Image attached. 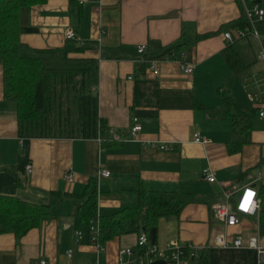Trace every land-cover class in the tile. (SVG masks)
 Instances as JSON below:
<instances>
[{"label": "crops", "instance_id": "1", "mask_svg": "<svg viewBox=\"0 0 264 264\" xmlns=\"http://www.w3.org/2000/svg\"><path fill=\"white\" fill-rule=\"evenodd\" d=\"M255 2L264 5V0ZM243 13L242 0H46L22 9L20 39L31 47L62 46L69 27L81 41L96 44L85 54L98 59L99 116L122 138L137 117V140L20 137L16 106L3 97L0 61V195L47 205L53 192L75 194L96 185L97 216H102L134 204L130 187L137 181L152 191L193 193L205 200L184 206L178 216L161 218L147 234L149 242L160 247L174 239L193 243L206 251L208 264H249L248 257L238 256L243 252L257 264L252 248L211 245L221 228L212 205L225 200L223 191L247 184L258 191L264 185V63L257 61L253 48L256 43L257 51L258 41L248 37L234 43L245 64L236 74L222 55L228 46L223 32L238 28L229 24ZM208 32L211 36L194 39ZM182 33L189 40L176 54L151 58L158 61L154 74L136 47L145 43L148 52L150 40L165 46ZM182 52L184 60H176ZM183 62L192 66L191 74L183 72ZM220 86H227L233 97L231 109L248 118V140L234 152L228 150L235 139L232 121L213 113L227 109ZM195 132L208 142H195ZM28 163L31 172L25 169ZM205 167L215 182L201 177ZM100 168L110 176L99 177ZM67 172L72 181L66 180ZM97 216L83 225L72 198L62 196L53 215L20 238L0 233V264H38L41 259L46 264H115L119 247L136 249L138 233L115 237L100 250L89 242L88 225L99 227ZM257 227L258 211L227 232L245 238ZM79 229L81 238L75 236ZM258 240L264 245L260 234ZM151 264L164 262L155 258Z\"/></svg>", "mask_w": 264, "mask_h": 264}, {"label": "trees", "instance_id": "2", "mask_svg": "<svg viewBox=\"0 0 264 264\" xmlns=\"http://www.w3.org/2000/svg\"><path fill=\"white\" fill-rule=\"evenodd\" d=\"M46 0H0V61L3 66V97L16 106L17 128L20 137L37 138H100L107 143V127L98 113L97 58L85 53L96 44L87 40H65L60 47H31L20 39V13L22 9ZM247 24L244 13L229 24L242 28ZM264 43V21L257 24ZM211 32L196 34L195 40L211 36ZM184 33L172 43L162 46L150 40L146 58L176 54L187 45ZM72 53L78 54L75 56ZM222 55L233 73L245 64L235 51L234 43L228 45ZM218 92L227 109L213 111L215 115L228 117L235 130V139L228 144L230 152L238 151L248 140V118L236 114L233 97L227 86ZM73 94L70 96L69 94ZM72 108L75 114L71 115ZM136 199L132 205L108 214L97 216V188L89 185L81 193H54L47 205H36L12 196L0 195V233L11 232L20 238L36 227L45 217L53 215L62 196L72 198L77 216L87 225L95 216L99 219V242H105L128 233L146 234L157 226L161 218L178 216L188 204L203 202L205 198L189 192L173 190L152 191L140 181L130 187ZM259 234L264 237V185L259 187ZM143 229V230H142ZM192 264H208V256L201 249Z\"/></svg>", "mask_w": 264, "mask_h": 264}, {"label": "built area", "instance_id": "3", "mask_svg": "<svg viewBox=\"0 0 264 264\" xmlns=\"http://www.w3.org/2000/svg\"><path fill=\"white\" fill-rule=\"evenodd\" d=\"M78 4H82L84 0H75ZM246 3H250L251 7L246 8ZM244 7V15L247 20V24L242 28H235V30H226L223 32V38H225L227 45L233 44L239 40H243L248 37H253L258 41V47L256 51V57L258 60H264V43L260 33L256 29L258 22L264 21V5H259L255 0H242ZM65 40H78L75 30L73 28H67L64 31ZM147 46L145 43L139 44L136 47V51L142 60L149 62V68L154 74L159 72L158 61L156 59L146 58ZM174 58L178 61H183L184 53H180ZM193 71L192 66L183 62V72L191 74ZM250 101H254L250 96ZM261 116H264V112H260ZM138 118L133 117L131 120V126L127 132L125 138L114 129H108V137L111 140H137V123ZM194 141L198 143H207L208 139L202 137L199 132L194 133ZM161 148H165L161 146ZM26 171L31 172L32 165L28 163L26 165ZM110 171L105 168H100L99 177H109ZM201 177L208 182H215V176L209 167H205L201 170ZM67 181H72L73 175L71 172L65 174ZM264 184V179L262 180ZM224 201L215 202L212 205L213 217L219 222L221 228L214 233L212 239V246L217 248H252L257 254V264H264V245L259 243V228L257 227L255 232L249 236H244L237 232L229 233L227 228L236 227L242 223L246 216L256 213L259 209L260 198L258 196L257 189L250 184L243 185L233 190H224ZM89 242L95 244L100 250L103 245L99 242L98 238V225H88ZM83 235L82 230L75 231V236L81 238ZM202 247L193 243L181 244L178 240H170L164 246L160 247L157 243H151L148 240L145 232H140L136 241V249L130 246H121L117 250V256L115 264H151L153 259L159 258L164 264H192V260L197 258L199 251ZM72 251L69 250L67 255L70 256ZM38 264H46L44 259H41Z\"/></svg>", "mask_w": 264, "mask_h": 264}, {"label": "rangeland", "instance_id": "4", "mask_svg": "<svg viewBox=\"0 0 264 264\" xmlns=\"http://www.w3.org/2000/svg\"><path fill=\"white\" fill-rule=\"evenodd\" d=\"M259 23V22H258ZM257 23V24H258ZM257 24H256V29H257V31L260 33V31H259V29H258V27H257ZM261 35V34H260ZM262 37V36H261ZM225 39V38H224ZM226 41V40H225ZM253 48H254V51L256 52V43H254V46H253ZM73 55H75V56H79L78 54H75V53H72ZM256 59H257V57H256ZM257 61H259V62H263L264 63V60H258L257 59ZM70 96H72L73 94L71 93V94H69ZM72 113H71V115H74L75 114V111H74V108H72V111H71ZM219 253V252H218ZM242 253V252H241ZM234 255L233 254H231L230 256H229V258H232ZM238 256H245V257H248V263L250 264H254L255 263V260H254V258L252 257V256H250V254L248 255V253L246 254V252H243V254H239ZM215 257H216V254H215ZM217 259V258H216ZM216 259H213V262L216 260ZM221 259H224V256L221 254L220 255V260Z\"/></svg>", "mask_w": 264, "mask_h": 264}, {"label": "water", "instance_id": "5", "mask_svg": "<svg viewBox=\"0 0 264 264\" xmlns=\"http://www.w3.org/2000/svg\"><path fill=\"white\" fill-rule=\"evenodd\" d=\"M143 230V229H142Z\"/></svg>", "mask_w": 264, "mask_h": 264}]
</instances>
